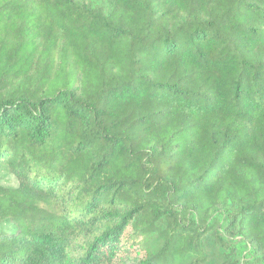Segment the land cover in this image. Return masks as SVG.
Masks as SVG:
<instances>
[{
	"label": "trees",
	"instance_id": "trees-1",
	"mask_svg": "<svg viewBox=\"0 0 264 264\" xmlns=\"http://www.w3.org/2000/svg\"><path fill=\"white\" fill-rule=\"evenodd\" d=\"M0 170V264H264V0H0Z\"/></svg>",
	"mask_w": 264,
	"mask_h": 264
},
{
	"label": "rangeland",
	"instance_id": "rangeland-1",
	"mask_svg": "<svg viewBox=\"0 0 264 264\" xmlns=\"http://www.w3.org/2000/svg\"><path fill=\"white\" fill-rule=\"evenodd\" d=\"M2 179V184L6 185V186H16L17 183L15 182L14 178L11 176H7L5 174V172H1L0 170V180ZM247 251L246 249L243 247V257L245 258Z\"/></svg>",
	"mask_w": 264,
	"mask_h": 264
}]
</instances>
